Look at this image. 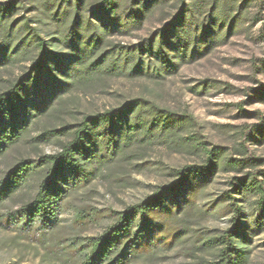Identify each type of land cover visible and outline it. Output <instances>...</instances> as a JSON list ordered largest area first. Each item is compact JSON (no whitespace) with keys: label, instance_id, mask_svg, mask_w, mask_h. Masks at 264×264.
<instances>
[{"label":"rangeland","instance_id":"374dc122","mask_svg":"<svg viewBox=\"0 0 264 264\" xmlns=\"http://www.w3.org/2000/svg\"><path fill=\"white\" fill-rule=\"evenodd\" d=\"M11 1L25 8L14 19L25 16L49 42L60 39L57 22L47 16L52 8L45 0H0V5ZM242 2L239 0L230 15L237 14ZM217 8V0H171L152 10L141 26L128 33L110 31L107 45L138 46L145 40H157L162 29L185 16L184 22L175 23L178 32L170 34L168 45L163 46L169 56L175 57L172 73L165 72L159 60L148 57L140 76L102 73L73 85L54 97L47 111L31 122L22 140L0 158V179L21 160L57 153L83 117L118 108L136 98L175 115L189 116L182 143L191 147H174L156 139L113 157L88 185L69 194L61 227L45 243L4 227L3 217L26 198L27 190L19 191L0 205V264H61L52 251L63 249L71 239L99 235L114 223L115 213L139 204L161 187L174 185L182 168L205 164L204 151L213 149L225 160L250 158L261 163L242 174L219 168L199 180L194 196L178 211L176 231L165 246L139 255L131 264H213L216 240L232 226L235 217L229 196L240 209L246 264H264L261 196L255 189L240 188L237 182L256 178L264 188V177L258 175L264 170V34L263 21L256 19L258 13L264 17V0H249L230 31V21L222 25ZM92 11L87 8L80 18L92 17ZM188 16L189 23L185 20ZM204 29L209 31V42L200 45L202 54L192 60L179 59L182 41L196 32L201 42ZM177 33L182 40L175 38ZM54 49L60 56L70 53L60 44ZM22 68L0 70V84L17 77ZM247 173L253 176H245ZM81 215L85 225H80Z\"/></svg>","mask_w":264,"mask_h":264},{"label":"trees","instance_id":"16d2710c","mask_svg":"<svg viewBox=\"0 0 264 264\" xmlns=\"http://www.w3.org/2000/svg\"><path fill=\"white\" fill-rule=\"evenodd\" d=\"M169 1L45 0L46 6L52 8L47 12L48 18L57 22L61 31L60 39L54 43L45 39L29 18L14 19L18 12L25 10L22 3L1 4L0 70L24 68L17 77L0 84V158L22 140L31 122L47 111L54 97L73 85L84 83L89 77L102 73L140 76L148 57L156 58L165 72L172 73L176 69L175 57L169 56L163 46L168 45L170 34L178 32L175 23L184 22L185 16H179L172 25L162 29L157 40H145L132 47L109 46L106 42L110 31L128 33L141 26L152 10ZM248 1L243 0L237 14L232 16L230 12L239 0H217L222 25L227 19L230 21L229 31L235 27ZM89 7L93 8L92 17L81 19V13ZM190 17L185 19L188 23ZM256 17L263 21L264 34V17L259 13ZM208 33L204 29L201 42L196 32L183 40L177 57L192 60L200 56V45L209 42ZM175 38L182 40L178 33ZM57 44L68 48L70 53L60 56L54 49ZM48 92L51 94L47 95ZM189 121L187 115H175L139 98L126 101L118 108L83 117L67 134L66 142L60 144L57 153L21 160L0 179V205L19 191L27 190L18 208L3 217L4 227L44 243L51 240L61 227V214L69 194L88 185L102 165L130 147L156 139L174 147H191L182 143ZM216 150L204 151L205 164L182 168L174 185L161 187L139 204L115 213L114 223L99 235L71 239L63 249L51 254L58 255L61 264H131L139 255L162 248L172 231H176L178 211L194 196L199 180L219 168L242 174L261 163L250 158L225 160ZM258 175L264 177V170ZM245 176L253 175L247 173ZM248 179H237L239 187L255 189L264 209L262 182ZM228 199L232 201L230 206L235 217L232 226L216 240L213 264H246L248 253L242 247L246 240L239 221L240 209L234 198L229 196ZM80 218V225H85V217L81 215Z\"/></svg>","mask_w":264,"mask_h":264}]
</instances>
